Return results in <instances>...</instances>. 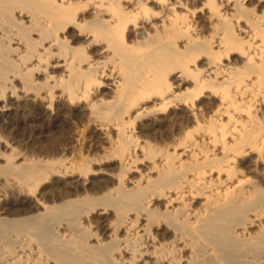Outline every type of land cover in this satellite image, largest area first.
<instances>
[{
  "label": "bare ground",
  "instance_id": "bare-ground-1",
  "mask_svg": "<svg viewBox=\"0 0 264 264\" xmlns=\"http://www.w3.org/2000/svg\"><path fill=\"white\" fill-rule=\"evenodd\" d=\"M15 109L0 264H264V0H0Z\"/></svg>",
  "mask_w": 264,
  "mask_h": 264
},
{
  "label": "rangeland",
  "instance_id": "rangeland-1",
  "mask_svg": "<svg viewBox=\"0 0 264 264\" xmlns=\"http://www.w3.org/2000/svg\"><path fill=\"white\" fill-rule=\"evenodd\" d=\"M11 108H14V107H11ZM15 116H16V109L13 110V111H10V112H6V113L0 111V125H1V121H5V120H8V119H15ZM14 123H15V121L12 122L11 124H14ZM16 127H17L16 125H10L8 131L4 134V136H6L9 132L10 133H12V131L14 132L16 130ZM0 165H4V162L2 160L0 161Z\"/></svg>",
  "mask_w": 264,
  "mask_h": 264
}]
</instances>
